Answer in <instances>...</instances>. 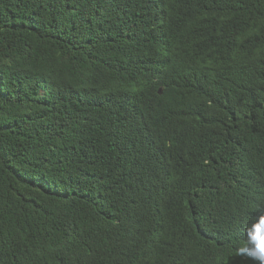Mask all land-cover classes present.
<instances>
[{
  "label": "trees",
  "instance_id": "trees-1",
  "mask_svg": "<svg viewBox=\"0 0 264 264\" xmlns=\"http://www.w3.org/2000/svg\"><path fill=\"white\" fill-rule=\"evenodd\" d=\"M259 215L264 0H0V264H254Z\"/></svg>",
  "mask_w": 264,
  "mask_h": 264
},
{
  "label": "clouds",
  "instance_id": "clouds-1",
  "mask_svg": "<svg viewBox=\"0 0 264 264\" xmlns=\"http://www.w3.org/2000/svg\"><path fill=\"white\" fill-rule=\"evenodd\" d=\"M239 254L254 264H264V215H259L247 228L246 239L239 248Z\"/></svg>",
  "mask_w": 264,
  "mask_h": 264
},
{
  "label": "water",
  "instance_id": "water-1",
  "mask_svg": "<svg viewBox=\"0 0 264 264\" xmlns=\"http://www.w3.org/2000/svg\"><path fill=\"white\" fill-rule=\"evenodd\" d=\"M159 93H160V94L162 93V88L159 89Z\"/></svg>",
  "mask_w": 264,
  "mask_h": 264
}]
</instances>
